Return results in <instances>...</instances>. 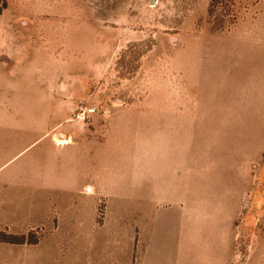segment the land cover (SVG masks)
<instances>
[{
  "label": "rangeland",
  "instance_id": "374dc122",
  "mask_svg": "<svg viewBox=\"0 0 264 264\" xmlns=\"http://www.w3.org/2000/svg\"><path fill=\"white\" fill-rule=\"evenodd\" d=\"M5 1L0 264H264V0Z\"/></svg>",
  "mask_w": 264,
  "mask_h": 264
},
{
  "label": "crops",
  "instance_id": "0c3cea01",
  "mask_svg": "<svg viewBox=\"0 0 264 264\" xmlns=\"http://www.w3.org/2000/svg\"><path fill=\"white\" fill-rule=\"evenodd\" d=\"M3 47V46H2ZM2 53H3V51L1 52L0 51V81L3 79L4 80V75H5V71L3 70L4 68H3V63H4V60H2L3 58H2ZM2 58V59H1ZM17 84V88H18V82L16 83ZM10 85H12L13 87H14V85H15V82H12V84H10ZM0 86H3V83H1L0 82ZM14 95H15V93H14ZM16 95H17V98L19 99V93L18 92H16ZM14 99H15V96H14ZM5 100V92H4V90L3 89H0V101L1 102H3ZM96 112V110L94 111V112H92L91 114H90V116L91 115H93V113H95ZM89 116V117H90ZM118 116V115H117ZM88 117V118H89ZM80 121H82V120H80ZM85 121V120H84ZM83 121V122H84ZM108 121H110V120H107V122ZM106 122V123H107ZM112 122V121H111ZM111 122H108V123H111ZM105 123V124H106ZM99 126V125H98ZM12 127V129L15 131V129L17 130V129H20V127L19 126H15V125H12L11 126ZM96 127H94V129H93V131H96ZM4 131H5V126H1V128H0V133H4ZM66 136V138H68V136L67 135H65ZM65 138V139H66ZM58 139H56V143H58V144H68L69 142H66V143H59L58 141H57ZM90 143V141H84V143ZM93 143H96V145H98V143L97 142H95V141H92ZM1 143H2V147L4 148V141H1ZM100 146V145H99Z\"/></svg>",
  "mask_w": 264,
  "mask_h": 264
},
{
  "label": "built area",
  "instance_id": "2783aa9c",
  "mask_svg": "<svg viewBox=\"0 0 264 264\" xmlns=\"http://www.w3.org/2000/svg\"><path fill=\"white\" fill-rule=\"evenodd\" d=\"M95 110H96V108H95L94 106H86V105L81 104V105H79V106L76 108V110H75V112H74V116H75L77 119L84 121V120H86V119L90 116V114H91L92 112H94Z\"/></svg>",
  "mask_w": 264,
  "mask_h": 264
},
{
  "label": "trees",
  "instance_id": "16d2710c",
  "mask_svg": "<svg viewBox=\"0 0 264 264\" xmlns=\"http://www.w3.org/2000/svg\"><path fill=\"white\" fill-rule=\"evenodd\" d=\"M7 3L5 0H0V14L2 13L3 9L6 7ZM9 242H12V243H20L21 241L20 240H17L16 237L11 239V240H7Z\"/></svg>",
  "mask_w": 264,
  "mask_h": 264
},
{
  "label": "bare ground",
  "instance_id": "6f19581e",
  "mask_svg": "<svg viewBox=\"0 0 264 264\" xmlns=\"http://www.w3.org/2000/svg\"><path fill=\"white\" fill-rule=\"evenodd\" d=\"M57 141H58L59 143L70 142L69 138H66V139H58Z\"/></svg>",
  "mask_w": 264,
  "mask_h": 264
}]
</instances>
